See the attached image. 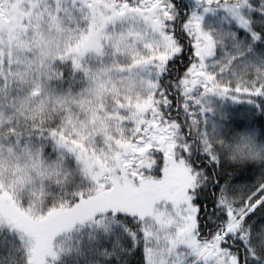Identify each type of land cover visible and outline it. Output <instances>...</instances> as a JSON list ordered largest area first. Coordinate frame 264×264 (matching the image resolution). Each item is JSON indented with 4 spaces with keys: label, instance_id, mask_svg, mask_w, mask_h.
<instances>
[{
    "label": "snow or ice",
    "instance_id": "obj_1",
    "mask_svg": "<svg viewBox=\"0 0 264 264\" xmlns=\"http://www.w3.org/2000/svg\"><path fill=\"white\" fill-rule=\"evenodd\" d=\"M0 264H264V0H0Z\"/></svg>",
    "mask_w": 264,
    "mask_h": 264
},
{
    "label": "trees",
    "instance_id": "obj_2",
    "mask_svg": "<svg viewBox=\"0 0 264 264\" xmlns=\"http://www.w3.org/2000/svg\"><path fill=\"white\" fill-rule=\"evenodd\" d=\"M246 137V134L245 133H238L237 134V137H236V140L233 142L234 145L235 144H238V143H243L244 142V139Z\"/></svg>",
    "mask_w": 264,
    "mask_h": 264
}]
</instances>
